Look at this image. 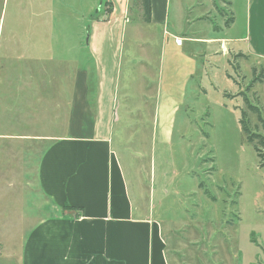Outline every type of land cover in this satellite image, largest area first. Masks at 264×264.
<instances>
[{
	"label": "crops",
	"instance_id": "1",
	"mask_svg": "<svg viewBox=\"0 0 264 264\" xmlns=\"http://www.w3.org/2000/svg\"><path fill=\"white\" fill-rule=\"evenodd\" d=\"M7 1L0 0V18L5 17ZM129 1L105 0L111 11H101L102 19L89 26L86 64L91 63L95 82L90 106L84 92L89 66H81L74 81L81 83L77 94L82 91L83 95L80 105L73 102L71 77V89L67 85L66 90L74 111L61 136L40 132L58 128L57 104L52 106L54 114L51 105L47 107L48 117L36 106L56 99V87L43 92L48 99L42 100V92L20 85L23 76L14 73L19 66L9 56L1 62L0 202L9 199L0 207V224L18 226L21 231L0 242V252L6 251L5 264H169L163 225L154 216L153 203L147 204L141 197L137 203L111 148V128L118 119L114 115L122 43L130 23ZM15 2L18 17H40L45 7L43 0ZM95 2L96 7L89 11L99 10L100 0ZM224 4L237 13L228 26L215 22V15L208 16L213 2L150 0L149 22L142 21L148 51L144 60L150 66L158 56L153 137L160 145L170 143L187 96L203 91L201 57L230 54L228 45L240 44L242 57L264 67V0H242L238 7L235 0ZM238 17L241 30L227 38ZM202 24L210 32L206 36L196 30ZM38 26L34 23L22 29L27 41L32 35L35 38ZM134 33L130 30L128 36L133 42ZM177 39L180 45L175 43ZM16 40L24 50L25 65L30 59L26 49L34 46H24L18 35ZM79 46L84 50L80 42ZM133 58L131 52L128 59ZM11 66L13 74L9 73Z\"/></svg>",
	"mask_w": 264,
	"mask_h": 264
},
{
	"label": "rangeland",
	"instance_id": "2",
	"mask_svg": "<svg viewBox=\"0 0 264 264\" xmlns=\"http://www.w3.org/2000/svg\"><path fill=\"white\" fill-rule=\"evenodd\" d=\"M95 1L43 0L42 15L35 18L18 17L14 14L16 2H5V17L0 18V73L3 58L9 56L14 65L19 66L15 72L11 66L9 73L23 76L20 85L23 84L25 90L42 92V100L48 99L43 92H50V86L54 85L57 90L58 97L50 104L48 100L36 104L43 117H48L47 107L56 104L58 107V128L55 131L42 129L43 135L52 132L61 136L65 132L66 121L74 111L70 108L72 98L67 97L66 90L67 85L71 89V77L73 102L80 105L83 93L77 94V87L81 83H75L74 79L81 66H89L90 78L84 92L90 106L95 82L92 65L86 64L88 28L92 21L101 20L102 12L109 8L105 0H100L99 10L89 11L96 7ZM198 1L213 2L208 16L215 15V22H227L229 18L237 17L236 9L232 13L224 4L226 0ZM235 2L238 7L242 0ZM136 9L130 0V23L122 43L117 82L114 118L118 119L111 128V148L132 196L137 203L140 197L143 201L147 199V204L153 203L154 216L163 225L169 264H264V85L259 82L261 65L248 57H235L240 54V44H227L230 54L218 52L201 57L203 91L187 96L185 107L176 116L170 143L160 145L153 137L158 56L150 66L144 60L148 57L143 42L146 30L142 14ZM34 23L35 26L39 23L34 30L36 39L32 35L27 41L22 29ZM202 27L196 29L201 36L210 33L205 31L203 24ZM130 30H135V42L128 38ZM240 30L238 17L231 36L226 37L233 38ZM37 34L41 38L38 39ZM17 35L27 48L34 46L26 49L30 59L25 65L22 60L24 50L18 47ZM78 42L84 50L81 45L77 47ZM131 52L134 58L128 59ZM244 99L257 110L256 114L246 109ZM51 111L54 114L53 108ZM242 111L246 112L250 133L259 135V144L255 138L250 142L243 131ZM41 148L43 150L45 146ZM8 199L2 200L0 207L8 203ZM17 228L0 224V242L6 235L16 236ZM3 254L1 251L0 264H5Z\"/></svg>",
	"mask_w": 264,
	"mask_h": 264
},
{
	"label": "trees",
	"instance_id": "3",
	"mask_svg": "<svg viewBox=\"0 0 264 264\" xmlns=\"http://www.w3.org/2000/svg\"><path fill=\"white\" fill-rule=\"evenodd\" d=\"M133 3L135 5V7L137 8L136 10L137 11H140L141 14H142V21L145 22V23H148L149 22V18H150V0H133ZM111 11V8L109 7L105 13L106 14H109V12ZM232 22V18H229L227 22H225V25H229L230 23ZM242 57V55L238 54L236 55L235 57ZM255 69H253L252 72H254ZM264 76V67L261 66V72H260V78H259V82L262 83V78ZM256 78V77H255ZM257 80V79H256ZM244 102H245V106H246V109L248 111H250L251 113L253 114H256V109L252 106V105H249L248 104V101L246 99H244ZM241 124H242V129L245 133L248 134V139L249 141H253L255 139H258V141L256 142L257 144H259V135H253L250 133V128H248V123H247V120H246V112L242 111L241 113ZM255 150H256V146H255ZM257 151V150H256Z\"/></svg>",
	"mask_w": 264,
	"mask_h": 264
},
{
	"label": "built area",
	"instance_id": "4",
	"mask_svg": "<svg viewBox=\"0 0 264 264\" xmlns=\"http://www.w3.org/2000/svg\"><path fill=\"white\" fill-rule=\"evenodd\" d=\"M175 43L180 45L181 40L180 39H177V40H175Z\"/></svg>",
	"mask_w": 264,
	"mask_h": 264
}]
</instances>
